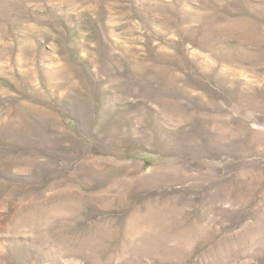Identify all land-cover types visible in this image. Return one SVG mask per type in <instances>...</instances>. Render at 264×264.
<instances>
[{"label": "rangeland", "instance_id": "rangeland-1", "mask_svg": "<svg viewBox=\"0 0 264 264\" xmlns=\"http://www.w3.org/2000/svg\"><path fill=\"white\" fill-rule=\"evenodd\" d=\"M0 264H264V0H0Z\"/></svg>", "mask_w": 264, "mask_h": 264}]
</instances>
